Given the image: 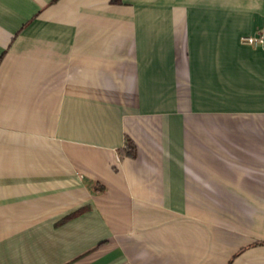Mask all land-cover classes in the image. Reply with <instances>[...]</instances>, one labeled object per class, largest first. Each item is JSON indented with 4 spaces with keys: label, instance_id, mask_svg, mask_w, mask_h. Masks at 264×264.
Returning <instances> with one entry per match:
<instances>
[{
    "label": "crops",
    "instance_id": "0c3cea01",
    "mask_svg": "<svg viewBox=\"0 0 264 264\" xmlns=\"http://www.w3.org/2000/svg\"><path fill=\"white\" fill-rule=\"evenodd\" d=\"M262 27L264 0H0V264H264Z\"/></svg>",
    "mask_w": 264,
    "mask_h": 264
},
{
    "label": "built area",
    "instance_id": "2783aa9c",
    "mask_svg": "<svg viewBox=\"0 0 264 264\" xmlns=\"http://www.w3.org/2000/svg\"><path fill=\"white\" fill-rule=\"evenodd\" d=\"M240 40L247 45L259 46L264 51V27L255 34L242 35Z\"/></svg>",
    "mask_w": 264,
    "mask_h": 264
},
{
    "label": "trees",
    "instance_id": "16d2710c",
    "mask_svg": "<svg viewBox=\"0 0 264 264\" xmlns=\"http://www.w3.org/2000/svg\"><path fill=\"white\" fill-rule=\"evenodd\" d=\"M126 152L127 154L133 156L135 155V149H134V146L132 145V143H128V145L126 146Z\"/></svg>",
    "mask_w": 264,
    "mask_h": 264
}]
</instances>
